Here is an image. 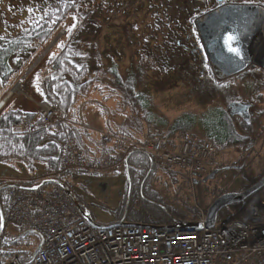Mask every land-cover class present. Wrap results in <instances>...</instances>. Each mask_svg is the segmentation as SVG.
<instances>
[{"label":"trees","instance_id":"trees-1","mask_svg":"<svg viewBox=\"0 0 264 264\" xmlns=\"http://www.w3.org/2000/svg\"><path fill=\"white\" fill-rule=\"evenodd\" d=\"M44 4L39 13L33 12L24 23L0 30V99L33 63L38 51L49 44L63 23L71 18L74 26L68 33V39L56 53L49 56L40 72L33 77L30 87L33 93L40 94L57 109L62 121L56 122L53 127L45 125L43 117L35 112L20 110L15 102L11 107L0 110V165L12 169L21 166L30 174H35L39 167L48 173L58 172L61 168L59 149L67 133L71 134L72 139L88 156L95 155L96 152L90 151L82 141L81 128L75 123L81 118L78 106H87L86 95L90 93L101 98L97 104L100 105L97 114L98 121L104 125L103 130L115 136L138 140L145 130L158 126L162 130L163 145H174L180 132H186L199 141L211 142L216 151L233 147L242 149L247 155L254 152L258 142L264 146L260 142L264 139V124L261 121L264 109L261 110L262 115L257 116L251 124L244 122L240 125L231 120L222 104L223 98L220 99L219 95L215 98L206 96L211 94L209 89L222 88L225 81L214 79L209 70L204 75L198 71L188 72L186 58L176 42L183 31L168 26L169 32L159 42V47L153 50L147 45L142 51L138 49L139 52L131 59L129 66L121 70V65L110 54L108 57V50L98 51L96 41L102 33L99 20L103 14H116L125 5L117 0H45ZM164 14L170 23V12L165 10ZM156 23L158 26L159 21ZM153 38L158 39L155 36ZM118 59L119 62L122 60L120 56ZM228 81L234 88L236 82ZM167 83L176 91L187 90V95L209 103V106L200 111L186 110L170 119L168 114L158 108L153 98ZM110 101L116 102L112 112L130 117L133 126L123 123L114 127L105 123L106 112L102 104ZM54 130L58 131V135L53 133ZM98 151H103L101 146ZM105 152L109 153L110 150ZM151 158L144 151H133L127 156L126 168L132 186L136 185L134 178L137 175L139 177L141 170L147 173L153 167ZM63 176L56 179L66 184ZM248 178L251 184L259 179ZM5 192L2 191L0 197L3 210L6 207ZM145 195L147 197L142 202L147 211L145 223L161 227L169 224L172 217L177 215L169 209L152 204L148 199L155 201L153 192L150 196L148 193ZM242 208L243 204H234L223 209L218 214L219 223L236 218ZM138 215V212L134 217L128 213L133 222ZM21 238L16 239V244L21 242ZM17 254L28 263L33 251H17Z\"/></svg>","mask_w":264,"mask_h":264},{"label":"rangeland","instance_id":"rangeland-1","mask_svg":"<svg viewBox=\"0 0 264 264\" xmlns=\"http://www.w3.org/2000/svg\"><path fill=\"white\" fill-rule=\"evenodd\" d=\"M7 1L8 5H6V13L0 22L1 31L11 29L12 26L24 23L30 16H32L31 14H33V12L36 14L38 13L34 10L31 0H23L17 5H15L12 0ZM117 1L125 6L122 7V12L120 11L116 14L110 12L104 13L103 17L100 18L99 23L102 26V33L96 41V45L98 51L105 52V50H108V57L112 56L113 60L118 63L119 66L121 65L120 69L124 70L129 66L131 59L147 45L153 48V50L156 47H159V42H162L164 36L169 32L168 26L170 23L169 21H165V15L163 14V10L159 9L158 0H148L149 2L147 0ZM156 21H159L158 26L156 25ZM73 26V20L68 18L62 25L64 31H61L59 35L56 34L53 41L50 42L51 44L44 45L42 50L38 51L37 55L34 56V60L37 59V62L35 63L37 68H35L34 72H40L43 68L42 66H44L45 62L48 60L49 55L56 53L59 47L65 43L68 39V33H70L69 31H71ZM150 35L153 37L155 36L156 38L158 37V39H154ZM106 44L107 47H105ZM118 56L122 59L120 62ZM107 60L108 59L105 61ZM34 76L35 75L32 77ZM32 77L28 82L27 90L31 87L30 83L33 79ZM151 77H153L152 74ZM168 82L171 84L170 81ZM235 82L233 88L234 91L226 89L223 93L226 95L222 94L220 97V99L223 98L222 104L227 111L228 105L230 106L231 101L246 100L245 98H249V101L253 103L256 110L259 111L264 109V86L259 89L252 87L254 90L248 94L246 87L250 84L252 85L255 81H248L245 86L244 84H239L237 81ZM169 86L170 85L167 83L165 87L161 88L159 92L154 94L153 98L158 108L165 114H168L170 119H174V117L178 116L183 111H200L209 106V103H203L199 100L197 101L195 98L187 95V90L178 89L176 91ZM32 95L35 97L34 94ZM86 96L88 104L87 106H78V114L81 116V119L85 124L89 122V124L95 127V125L99 123L96 118L98 117L97 107L100 105L97 106V104L101 98L95 93H90ZM5 97H3V99H5ZM14 102L23 108L27 106L24 105L25 99L19 97L17 94H14L10 100L7 99L5 106H7V104L10 106V104ZM115 104V101H110L108 104H102L104 111L106 112L105 116L107 121L105 120V123L112 124L114 127L122 125L123 123L125 125L130 124L133 126L134 124L130 117H125L112 112L116 106ZM31 105L33 107H31L30 104L29 107L33 109L31 111L33 112L36 106L34 107L32 103ZM3 108H5L4 105L2 107L0 106V110ZM74 116L75 115L70 117L73 118ZM261 121L264 124V115L262 116ZM145 131L141 133L140 139H129V142H131L132 145L140 143L145 136ZM92 132H95L96 134L98 133L96 130ZM260 142L264 144V139ZM168 146L172 147L173 145H167V147ZM217 155L216 164L218 163V172L211 179L203 178L190 180L181 175L178 170L173 174L160 167L153 166V169L150 168L147 173L142 170L139 172V177L137 175L136 179L134 178L136 182L135 187L132 186L125 165L123 164L114 171L94 173L86 171L64 172L62 168H60L58 172L48 173L43 167H39L37 171H35V174L29 173L28 175L19 176L18 182L15 183L30 182L33 184L40 179L56 178L65 175L63 176V179L70 191L74 194L75 198L77 197L79 199L78 201L76 198L77 201L100 222L110 221V219L112 220L113 218L117 219L121 217L126 210L130 215H136L138 212L137 208L147 197L145 193H148L150 196L152 192L154 193L153 199L155 201L148 199L152 204L166 210L169 209V211L182 217L187 215H192L190 217H196L197 215H200V211H203L210 205L217 194L222 192H240L243 186L250 183L248 177L256 178L264 174V146L262 147L259 142L255 147L254 152L247 155H245V152L242 149H236L233 147L218 151ZM122 180L123 187L120 185V181ZM5 182L11 181H4L0 183V185ZM1 192L2 191L0 190V197L2 195ZM0 209L1 211L3 210L1 205ZM176 216L174 215V217ZM5 223L6 229L3 238L1 239V251L17 253V251L34 250L38 239L36 234L22 231L20 226L13 223L8 224L6 221ZM24 232L26 235L21 238L19 244H16V239Z\"/></svg>","mask_w":264,"mask_h":264},{"label":"built area","instance_id":"built-area-1","mask_svg":"<svg viewBox=\"0 0 264 264\" xmlns=\"http://www.w3.org/2000/svg\"><path fill=\"white\" fill-rule=\"evenodd\" d=\"M45 123L59 119L56 111L41 109ZM159 128L148 130L143 143L129 145L121 138L103 136L120 155L100 160L86 159L73 140L61 150L63 170H105L117 167L124 160L127 147L151 153L155 166L167 171H182L188 179L209 173L214 166L216 150L208 141H197L181 133L178 148L163 147ZM122 151V152H121ZM6 202L8 221L36 232L42 247L28 264H264V195L255 196L243 205L239 215L222 220L213 228H205V211L194 219L198 230L163 229L143 224L93 229L74 201L62 190L53 187L37 191L9 190ZM0 264H26L17 255L1 258Z\"/></svg>","mask_w":264,"mask_h":264},{"label":"flooded vegetation","instance_id":"flooded-vegetation-1","mask_svg":"<svg viewBox=\"0 0 264 264\" xmlns=\"http://www.w3.org/2000/svg\"><path fill=\"white\" fill-rule=\"evenodd\" d=\"M15 5L21 3L23 0H12ZM87 1V0H85ZM135 1V0H131ZM148 1V0H147ZM154 1V0H153ZM159 9L164 11L167 10L171 14V22L169 26L179 29L181 35L176 38L177 45L181 48L186 58V66L189 73L198 71L201 75H204L208 70L214 79L220 81H225V85L222 88H211V94L206 95L210 98H215L217 95L219 97L225 92L226 89H234L230 85L228 80H236L242 85L251 81L254 82L252 85L248 83L246 91L248 94L251 93L255 87L259 89L264 86V69L259 67L258 61L262 60L261 50L259 51L260 45L264 43V32H256L254 28L249 29L245 37L250 41L249 56L251 65L247 70L232 78L223 77L219 74V69L211 62L209 57L205 54L204 49V38L202 35V27H205L211 22H215L221 15L227 12V9L232 5L241 6H253L257 8H262L264 6V0H158ZM45 0H31L32 6L36 9V12H40L39 9L42 8ZM149 2V1H148ZM6 5H8L7 0H0V22L2 17L6 13ZM255 8V9H257ZM264 9V8H263ZM165 15V14H164ZM166 18V17H165ZM164 18V19H165ZM246 23L250 20L252 24H256L259 19L258 14H251V16L245 17ZM167 22L168 20L165 19ZM177 21V23H176ZM157 25V24H156ZM264 25V24H263ZM261 33V34H260ZM264 59V58H263ZM208 71V72H209ZM250 89V90H249ZM208 90V91H209ZM226 95V94H223ZM205 96V95H203ZM250 96V95H249ZM204 99V98H203ZM246 100H234L231 102L249 104L250 108L245 112L244 115L234 114L230 115L231 120L236 124L240 125L244 122L251 124L252 121L257 117L261 116V110H256L254 105L249 98ZM230 102V103H231ZM229 113V112H228Z\"/></svg>","mask_w":264,"mask_h":264},{"label":"water","instance_id":"water-1","mask_svg":"<svg viewBox=\"0 0 264 264\" xmlns=\"http://www.w3.org/2000/svg\"><path fill=\"white\" fill-rule=\"evenodd\" d=\"M261 7L262 9L264 8V6ZM255 8L257 7L232 5L227 9V12L218 17L215 22H211L205 27H202V35L205 43L204 48L202 49H204L205 54L207 55V57H209L211 62L219 69L220 76L228 78L235 77L237 75L239 76V74L247 70L251 65L250 57H248L250 41L245 37V35L248 30L252 28H254L256 32H262V30L264 29V20L262 19L257 20V23L252 24V26L250 20L247 23L244 20L245 17L247 18V16L249 17L251 16V14H255ZM261 50L262 60L258 61V64L259 67L264 69V45H262ZM249 108V104L232 103L230 104V106H228L227 109L231 116L234 114H240L241 116L244 115ZM216 172L217 171L210 173L207 178H213ZM45 182L55 184L62 188L76 202L77 207H79L80 211H82L81 205L76 200L75 196L67 187V185L56 179H48ZM45 182L42 181L38 186L33 187L32 190L40 188ZM17 187L20 186L15 184H3V186L0 187V190L4 188ZM262 188H264V175L259 181H257V183H254V185L244 191L234 193L229 192L218 196L207 208L204 227L209 229L213 228L217 222V214L223 208L234 203H241L245 201V199L258 193ZM82 214L86 218L87 222L99 229H108L114 226L122 225L121 221L108 225H98L92 221V217L90 216L89 212L85 213L82 211ZM4 225V217L0 209V237L3 234ZM187 226H192L194 229H199L202 227V224L192 223L191 225L189 224ZM168 227H172V225ZM173 227L175 226L173 225ZM39 248L40 245L37 247L35 254Z\"/></svg>","mask_w":264,"mask_h":264},{"label":"crops","instance_id":"crops-1","mask_svg":"<svg viewBox=\"0 0 264 264\" xmlns=\"http://www.w3.org/2000/svg\"><path fill=\"white\" fill-rule=\"evenodd\" d=\"M31 103L34 105V107L36 106L35 103L33 102H30L29 100H26L25 99V108L21 107V106H18L16 104V107L17 108H20V110H23V111H26V112H31L33 109H31L29 107V104L31 107H33L31 105ZM12 104H10V107H11ZM23 105V104H22ZM35 109V108H34ZM36 109L33 111L35 112ZM98 120V117L96 118ZM99 123H97L94 126H92L91 124L88 123H84L82 121V119L80 118V121L77 120L76 125L80 126L81 128V139L82 141L84 142V144L87 146V148L90 149V151H95L97 155H99V147H100V141H99V134L101 131H104L103 130V126L102 125V121H98ZM98 131V133L96 134L95 132L93 133L92 131ZM86 131V133H85ZM95 134V135H94ZM10 169V170H8ZM24 175H28V172H26V170L23 168V167H18L17 169H12V168H9L8 166H5V165H0V183L4 182V181H7V180H10V181H18V177L19 176H24ZM120 185L121 187H123V180L120 181ZM136 208V207H135ZM125 216L124 220L126 222H130V223H133V221H131V219H129V216H128V213H127V210L124 214L121 215V217L117 218V219H110V221H104V222H100V221H97V219L94 217V220H96L97 222L99 223H112L116 220H120L122 219L123 217ZM134 217V216H133ZM138 219V217L136 218V220ZM135 222V221H134ZM171 223V220L169 222V224Z\"/></svg>","mask_w":264,"mask_h":264},{"label":"bare ground","instance_id":"bare-ground-1","mask_svg":"<svg viewBox=\"0 0 264 264\" xmlns=\"http://www.w3.org/2000/svg\"><path fill=\"white\" fill-rule=\"evenodd\" d=\"M253 10H254V9H253ZM254 11H255V13H257V14L259 15V19L264 20V10H263L262 8L255 9ZM262 45H264V43L260 45L259 51L261 50ZM261 51H262V50H261ZM261 51H260V52H261ZM76 208H77V211L80 210L79 207H77V205H76ZM38 245H40V247L43 246L42 244H38Z\"/></svg>","mask_w":264,"mask_h":264},{"label":"snow or ice","instance_id":"snow-or-ice-1","mask_svg":"<svg viewBox=\"0 0 264 264\" xmlns=\"http://www.w3.org/2000/svg\"><path fill=\"white\" fill-rule=\"evenodd\" d=\"M231 39V38H230Z\"/></svg>","mask_w":264,"mask_h":264}]
</instances>
